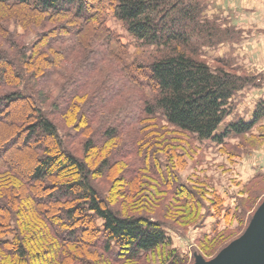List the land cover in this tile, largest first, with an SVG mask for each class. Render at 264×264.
I'll use <instances>...</instances> for the list:
<instances>
[{"label": "trees", "instance_id": "obj_1", "mask_svg": "<svg viewBox=\"0 0 264 264\" xmlns=\"http://www.w3.org/2000/svg\"><path fill=\"white\" fill-rule=\"evenodd\" d=\"M106 9L137 48L153 54L149 62L123 67L128 82L136 86L138 79L133 76L141 72L145 90L152 95L125 122L112 121L97 135L92 131L93 136H85L100 108L96 104L82 107L81 85L71 81L62 88L65 102L51 105L55 115L61 111L64 123L69 121L71 128L62 137L43 109L50 100L47 91L54 90L50 75L57 66L46 70L68 58L67 45L87 32L100 35L101 41L119 51L125 49L116 34L104 27ZM204 9L202 0H0V17L8 10L17 26L44 30L31 46L9 34L6 49L0 48V127L14 129L12 138L6 135L0 142V249L7 259L17 264H189L170 248L166 234L181 228L146 214L149 197L161 193L164 199H172L184 221L197 219L201 224L204 218L202 200L180 183L175 172L173 141L162 143L146 133L129 140L128 147L143 150V173L128 168L125 176H119L137 189L126 202L111 201L102 194L98 180L110 176L116 162L128 156L118 150L116 140L125 126L138 123L141 116L143 121L163 122L195 142L210 141L222 147L226 140L250 133L264 118V105L259 102L249 121L240 117L226 121L234 111L232 98L252 79L238 75L231 60L216 58L215 68L202 60L205 50L232 38L217 19L204 16ZM0 33L4 35L6 29ZM93 55L97 56L89 53ZM88 65L90 69L92 64ZM104 92L105 98L119 93L114 88ZM18 110L24 114L16 117ZM163 132L168 134L166 129ZM75 136L86 138L82 157L66 147ZM24 151L28 155L22 161L18 152ZM127 194L118 187L115 197ZM242 216L236 215L240 225ZM218 234L203 242L215 243ZM35 241L46 242V246L29 253L27 244Z\"/></svg>", "mask_w": 264, "mask_h": 264}, {"label": "rangeland", "instance_id": "obj_2", "mask_svg": "<svg viewBox=\"0 0 264 264\" xmlns=\"http://www.w3.org/2000/svg\"><path fill=\"white\" fill-rule=\"evenodd\" d=\"M202 1L205 6L204 16L209 20L217 19L222 30L232 33L229 41L213 49L205 50L202 60L211 68L216 67L213 63L216 58L231 60L238 75L252 79L249 86L232 98L231 104L234 111L231 117L226 119L228 122L235 117H240L244 121H249L257 104L262 102L264 105V0ZM103 20L104 27L116 34L125 49L119 51L118 48L101 41L100 35V38L93 37L87 32L67 45L71 50L68 58L64 60L61 58L62 60L57 64L54 61L55 66L46 70V72L55 70L57 66L55 74L50 75L54 90L47 91L50 100L43 109L47 117L58 125L62 137L71 128L69 121L64 123V118L60 116L61 111L59 116L55 115L51 105H60L65 102L66 95H63L64 89L62 88L67 87L71 81L81 85L79 92L82 95L79 94V96L82 99L80 101L82 107L89 108L90 105L95 106L96 104L100 108L92 123L90 122L92 126L90 125V130L85 136L88 133L92 134V131L97 135L102 126L112 121L126 120L131 112L132 115L137 114L144 100L152 95L149 90H145L148 87L145 85V80L140 77L141 72H136L133 76L138 79L136 86L128 82L123 67L126 63L138 66L149 62L153 54L150 50L137 48L134 40L128 36L108 9L104 12ZM0 27L6 29L7 32L0 35V48L2 49H6L4 42L9 34L18 36L21 44L31 46L37 39V34L44 31L37 27H28L26 30L17 26L14 23L13 13H9L8 10H4L0 17ZM74 44L75 47H72ZM56 48H61V46H56ZM93 52L97 56H89V53ZM117 59H121V62ZM88 63L92 64L90 69ZM139 86H142L143 90ZM107 88H114L119 93L114 97L105 98L103 94ZM23 114V110L14 113L16 117ZM142 119L141 116L138 123L129 124L122 130L121 137L116 140V147L128 156L116 162L117 166L110 176H104L98 180V187L103 190L102 194L111 198V201L126 202V197L136 192L137 189L133 185H127L123 177L119 176L122 174L125 176L123 172L128 168H137L138 173H143L140 168L143 150L139 148V152H136L132 147H128L131 144L129 140L135 134L146 133L153 139L160 138L162 143L165 139L173 141V149H175L173 155L175 156L171 161L176 165L175 172L180 183L195 191L198 198L202 200L203 205L201 206L203 207L200 214L204 215V218L201 224L197 219L184 221V218L179 215L177 206H173L172 199L170 197L164 199L161 193L156 198L152 195L149 197L151 204H148L146 214L152 218L176 223L175 225L181 228V230L178 229L179 231L169 229L166 234L171 240L170 248L175 250L181 258L186 259L187 263L208 264L216 261L223 250L244 235L258 210L264 205V118L250 133L243 137L226 140L223 147L210 141L195 142L187 135L176 134L163 122L143 121ZM164 129L168 134L163 132ZM13 131L14 129L1 126L0 142L5 141L6 135L9 139L12 138ZM73 134L70 131V135L73 136ZM85 136L71 137L66 144L67 149L76 156L82 157L81 145L86 139ZM139 146L147 148L143 144ZM26 153L27 151L18 152V158L23 161L26 159V156H23ZM159 155L162 160H165L166 156L163 152ZM113 156L115 155L111 157ZM118 177L119 180L116 182ZM118 187L128 194L119 198L115 197ZM10 196L11 194H8V197ZM154 199L156 203H152ZM17 205L18 203L14 206ZM241 213L243 215L242 225L236 219V215H241ZM216 232L221 235L216 238L215 243L203 242L204 238L210 240ZM40 241L28 243V252L35 253L45 248L46 242L41 243ZM92 257L87 259L90 261ZM0 264L17 263L7 259L4 251L0 249Z\"/></svg>", "mask_w": 264, "mask_h": 264}, {"label": "water", "instance_id": "obj_3", "mask_svg": "<svg viewBox=\"0 0 264 264\" xmlns=\"http://www.w3.org/2000/svg\"><path fill=\"white\" fill-rule=\"evenodd\" d=\"M208 264H264V205L244 235L223 250L216 261Z\"/></svg>", "mask_w": 264, "mask_h": 264}]
</instances>
